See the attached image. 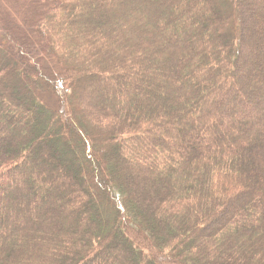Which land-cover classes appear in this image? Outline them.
<instances>
[{"label": "trees", "instance_id": "trees-1", "mask_svg": "<svg viewBox=\"0 0 264 264\" xmlns=\"http://www.w3.org/2000/svg\"><path fill=\"white\" fill-rule=\"evenodd\" d=\"M0 264H264V0H0Z\"/></svg>", "mask_w": 264, "mask_h": 264}, {"label": "rangeland", "instance_id": "rangeland-1", "mask_svg": "<svg viewBox=\"0 0 264 264\" xmlns=\"http://www.w3.org/2000/svg\"><path fill=\"white\" fill-rule=\"evenodd\" d=\"M19 1H21V0H19Z\"/></svg>", "mask_w": 264, "mask_h": 264}]
</instances>
